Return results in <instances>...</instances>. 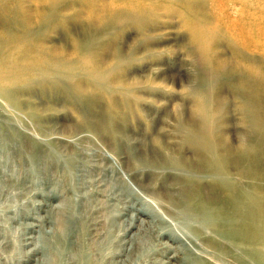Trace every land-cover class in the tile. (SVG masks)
Wrapping results in <instances>:
<instances>
[{
    "label": "bare ground",
    "instance_id": "bare-ground-1",
    "mask_svg": "<svg viewBox=\"0 0 264 264\" xmlns=\"http://www.w3.org/2000/svg\"><path fill=\"white\" fill-rule=\"evenodd\" d=\"M177 1L179 5L175 13L178 17L174 16L170 6L163 8L166 5L163 2L157 6L146 4L145 0H0V11L5 15H0V101L16 115L40 126L43 111L34 101L31 89L37 86L42 90H56L66 100L71 99L83 105L82 108L77 106L80 108L77 115L79 125L72 128L71 133L85 131L96 135L105 134L115 142L121 134L114 127L118 121L124 123L123 128L127 126L129 117H132L133 103L137 104L141 100L139 90L146 87L147 95H155L159 91L154 87L160 83L155 78L146 80V83L131 81L125 66L131 54L123 55L122 51L113 49L110 51V59L109 56L105 57L108 47L102 46L101 49L95 45L98 31L101 32L109 21L124 25L128 21L127 17L133 14L134 17L146 16V23L139 17L146 32L156 29L157 23L161 25L164 22L162 16L179 18L181 29L188 33L189 44L185 48H191L189 57L197 65L198 74L201 73L199 89L196 86L189 88L188 94L193 96L196 110L203 116V120L195 126L179 123L176 131L197 151L200 160L198 165H181L173 157L166 158L165 164L169 168L188 173L175 179L177 191L168 197L167 202L163 200L170 217L164 213L159 201L149 200L145 196L146 210L138 211L146 213L149 221L145 224L141 217L135 215L126 224L127 231H135L134 234L138 236L146 225L149 231L146 238L152 241L154 237L150 233L153 231L157 241L162 238L167 240L165 246H162L164 244L161 241L162 259L158 264H174L173 261H181V264H264V5L262 0H211L209 10L212 16L208 18L210 13L201 16L200 12L204 0ZM237 2H240V7L235 9ZM164 9L168 14L163 13ZM67 13L80 18L81 22L87 19L86 25L81 24L85 25L83 36L68 35L71 46L63 42L51 43L46 36L53 30L52 24L58 19L64 23ZM209 20L213 28L209 26ZM92 27H96L95 32ZM223 30L226 31L225 35ZM151 32L154 34L155 31ZM221 33L223 35L219 36ZM65 37L67 35L63 39ZM220 44H224L223 47L229 49L231 54L224 55L225 49L219 47ZM149 49L147 47L146 51L157 50ZM132 64L129 63L130 66ZM130 68L135 69L132 66ZM234 80L237 86L231 89L239 99L237 109L244 116V125L252 130L237 146L230 145L226 139L218 143V112L214 108L221 82ZM197 81H194V77L189 78V83ZM173 82L176 83L175 80ZM25 94L27 97H22ZM99 100L106 102L105 108L98 109L95 103ZM223 105L227 107V104ZM3 143V157L11 172L5 181L12 180L13 183L14 180L30 179L36 184L39 182L37 179L42 178L48 184L55 182L57 169L65 165L60 162L57 152L42 159L35 157L29 163L24 159L23 150L13 155L8 143L2 140ZM31 149L36 152L38 146L32 144ZM27 167L32 170L26 171ZM29 173L31 176H28ZM122 180L123 185L122 182H116L110 186L112 191L118 190L116 192L120 198L131 197L134 194L133 188ZM13 184L8 189L3 185L0 194L10 193ZM74 189L77 191L75 186ZM48 193L50 195L51 192ZM106 198L109 205L114 201L116 204L117 197L109 195ZM69 200L85 204L82 218L86 221L96 207L89 198L80 201L77 197H71ZM58 208L54 214H58L60 219L55 221L50 217L49 222H57L58 227L63 228L62 233L52 231L41 238L37 264H85L83 253L64 250L68 245H80L84 251L83 239L78 238L80 233H76L70 225L77 217L76 208L74 211L63 205ZM55 236L61 242V250L54 245L55 241H49ZM138 241L132 236L129 240L125 238L123 245L126 243L129 246H121L122 250L118 251L121 252L120 256H124L125 252L132 253ZM124 260L118 262L124 263Z\"/></svg>",
    "mask_w": 264,
    "mask_h": 264
},
{
    "label": "rangeland",
    "instance_id": "rangeland-1",
    "mask_svg": "<svg viewBox=\"0 0 264 264\" xmlns=\"http://www.w3.org/2000/svg\"><path fill=\"white\" fill-rule=\"evenodd\" d=\"M263 1L262 5H264ZM145 2L157 6H160L163 2L166 4L163 5V8L170 6L174 16H177L175 13L179 5L177 0H145ZM210 4L211 0H204L200 8L201 16L210 13ZM239 7L240 2H237L234 8ZM234 8L232 7L233 10H235ZM162 11L167 13L165 12L166 9ZM262 13L264 15V10H262ZM1 14L5 16L0 11ZM211 14L208 18L212 16ZM66 15L64 23H60L58 19L52 24L54 28L46 36L51 43L63 42L68 43L67 46H71L70 34L83 36L82 29L87 24V19L83 23L80 18L70 13ZM133 15L127 17L128 21L124 25L117 22L113 24L112 21L106 22L101 32L98 31L101 39L97 35L95 45H98L101 49L102 46L108 47L109 52H107L109 54L105 52L107 55L105 57L109 56L108 59H110V53L113 49L122 51L123 55L131 54L125 66L126 70H129L130 80L132 79L131 81H134V83L139 80L140 83H146V80L155 78L154 80H157L160 85L154 87L158 88L159 91L155 95H147L146 87L139 90L138 94L141 95V100L137 104L133 103V110L130 115L132 117H129L127 126L123 128L124 123L118 121L114 127L121 134L115 142L105 134L96 135L85 131L71 133L70 130L79 125L77 115L83 105H79L71 99L66 100L56 90H42L37 86L31 89L34 101L43 111L40 126L33 124V121L31 123L26 121L25 117L16 115L0 101V190L4 187L3 185L8 189L11 184L15 183L10 191L11 195L8 192L0 194V264H37L40 259V253L37 250L41 244V238L43 239L47 233L50 234L52 231H55L56 234L57 232L62 233L63 228L58 227L57 222H49L50 217H53L55 221L60 219L59 215L54 213L62 205L72 211L76 208L77 217L74 214L76 217L74 218L75 222L70 225L74 227L76 233H80L78 238L83 239L84 242V251H82L80 245H68L64 250L76 254L83 253L85 264H158L159 260L162 259V246H165L166 239L162 238L157 241V237L152 233L153 231L150 233L154 237L153 240L146 238L149 235L146 225H144V231L136 236L135 231H127L126 224L135 215L141 217L145 224L149 221L150 218L146 216V213L138 211V209L146 210V197L149 200L156 199L159 201L165 210L164 213L167 217H170V212L163 200L167 202L168 197L177 191L178 186L175 184V179L188 173L180 169L173 170V168H169L165 164L166 158L173 157L181 162V165H198L200 158L197 151L183 140L176 129L179 123L195 126L203 120V116L196 110L193 96L188 94L189 88L192 89L196 86L199 89L201 73L198 74L197 65L189 57L191 48H185V45L189 44L188 33L186 30L181 29L179 18L162 16L161 20H164V22L167 20V23L163 22L161 25L157 23L159 28L146 32V28H144V24L140 23L139 18L144 19L146 23V16L134 17ZM209 22V26L213 28L212 22L210 20ZM92 28L93 31L96 29V27ZM224 30L223 34L225 35L226 31L224 32ZM151 31H155L154 34ZM223 34L221 33L219 36ZM66 35L67 37L63 39ZM109 38L110 40H108ZM103 40L104 42H102ZM223 46L225 45H219L221 48ZM147 47L150 48L149 50H157L147 52ZM222 49H225L223 51L224 55L231 54L226 47ZM169 50H171V53ZM160 51L161 53H159ZM157 56H159L158 61ZM129 63H136L135 66L131 65L135 69L137 68L136 71L130 68ZM142 64H144V67H142ZM136 76L138 77L136 78ZM190 77H194V81L198 80L197 83L193 82L196 85L189 83ZM174 80L176 83L173 82ZM221 83L214 107L218 112V115L215 114L217 115L216 124L219 127L217 140L218 143H222L226 139L230 145L237 146L252 133V130L244 125V116L237 109L239 99L231 89L233 86H237V81H223ZM22 97L26 98L27 94ZM146 100L150 102L146 103ZM100 101L95 103L98 109L105 108L106 102L101 101L100 103ZM139 103H141V106H139ZM223 104H227V107H224ZM262 106L264 107V97ZM138 114L140 115L138 116ZM68 135L70 137H67ZM2 140L8 143L9 151L13 155L20 152L19 150H23L24 159L29 163L36 158L42 159L57 152L60 156V162L65 165L57 169L55 182H49L48 184L42 178L37 179L39 182H36V184L32 183L30 179L24 181L14 180L13 183L12 180L5 181L11 172L9 166L6 167L3 157L5 154ZM32 144L38 146V151L32 152ZM30 168L27 167L26 171L29 170L28 172H30L32 170ZM108 169L110 170L108 171ZM30 174L28 176H31ZM98 174L100 176H96ZM122 179L133 188V195L128 192L131 197L124 196L120 198L116 192L118 190L112 191L110 186L116 182H122L123 185ZM56 188L58 189L57 192ZM60 190L62 192L59 193ZM48 192H51L50 195ZM109 195L117 197L116 204L115 201H112V205L108 204L106 196ZM71 197H77L80 201H85L88 198L92 200L91 202L96 207L88 217L89 220L84 219V221L82 218L84 217L85 204L69 200ZM23 202H26L25 206ZM77 218H79L78 221H76ZM77 229H80V231ZM131 236L139 240L135 243V249L132 250V253L125 252L126 255L122 256L123 254H121L120 256L121 252L118 251L122 250V241L125 238L129 240ZM49 241H55L54 245H57L60 250L62 249L60 247L61 242L58 238L56 239V236L50 238ZM161 241L164 245L161 244ZM36 242L37 244H35ZM123 246H129V244L126 245L125 243ZM30 256L33 258L32 260L29 259ZM118 260H124V263H119ZM173 263L181 264V261H173Z\"/></svg>",
    "mask_w": 264,
    "mask_h": 264
}]
</instances>
